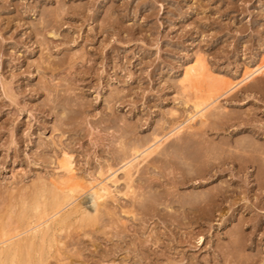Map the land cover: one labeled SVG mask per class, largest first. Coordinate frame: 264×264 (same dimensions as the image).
I'll return each instance as SVG.
<instances>
[{
  "label": "rangeland",
  "instance_id": "1",
  "mask_svg": "<svg viewBox=\"0 0 264 264\" xmlns=\"http://www.w3.org/2000/svg\"><path fill=\"white\" fill-rule=\"evenodd\" d=\"M197 60L196 88L222 87L202 108L210 86L180 82ZM262 64L264 0H0V250L27 237L41 255L22 264H264ZM66 177L111 195L95 213L89 190L55 206Z\"/></svg>",
  "mask_w": 264,
  "mask_h": 264
},
{
  "label": "bare ground",
  "instance_id": "2",
  "mask_svg": "<svg viewBox=\"0 0 264 264\" xmlns=\"http://www.w3.org/2000/svg\"><path fill=\"white\" fill-rule=\"evenodd\" d=\"M198 61V60H197ZM205 65L203 64V62H199L198 61V63H195V65L194 64H192V66L190 65L189 66V68L187 69L186 68V72H185V74H184V79H182L180 82H182V84H183V82H186V83H188V85L189 86H193V85H195V86H193V88H194V91H196L197 90V88H201V87H199V85L200 84H198V87L196 88V84L194 83V82H196V81H201V80H199V79H201V77L204 75V71H205V67H204ZM258 66V65H257ZM263 64H262V66H260V67H257V70L256 71H263L262 70V68H263ZM264 69V68H263ZM247 78V77H246ZM226 82V81H225ZM197 83V82H196ZM218 83V82H217ZM216 83V84H217ZM193 84V85H192ZM219 84V83H218ZM212 85V86H210V85H208V87L210 86V89L208 90V93L207 92H205V93H203V95H199V94H202V93H200L201 91H198V95H196V107L197 108H202V106L204 105L205 106V104H207V102L209 101V98L211 97V95H212V93H214V91H217V94H218V92L220 91V88H222V87H220L219 85ZM220 84H222V83H220ZM186 85V84H185ZM185 85H184V87H185ZM202 85V84H201ZM237 85V84H236ZM225 86V85H224ZM227 86V85H226ZM225 86V87H226ZM230 86V85H229ZM228 86V87H229ZM208 87H206V89L205 88H203V90H202V88H201V90L202 91H204V89H205V91H207V88ZM227 88V87H226ZM183 89V88H182ZM181 89V90H182ZM230 89V88H229ZM200 90V89H199ZM222 90V89H221ZM185 91V90H184ZM216 93V92H215ZM208 94V95H207ZM211 94V95H210ZM204 95H206V96H208V97H205ZM216 96V95H215ZM216 98V97H215ZM123 151V150H122ZM152 155V154H151ZM124 161V160H123ZM71 163L72 162H70V158L69 157H65V159L61 162V167L60 168H62L65 172H67L68 174L69 173H71L72 172V168H71ZM124 164H125V162H123ZM115 170V169H114ZM133 169H132V167L128 164V163H126L125 164V167L121 170V171H123V173H124V178H125V180H126V182H130L131 181V179H132V173H131V171H132ZM109 172V171H108ZM115 172H117V171H114V172H112V176H111V178H109V180L112 182V183H116L117 182V177H116V175L114 174ZM100 174V173H99ZM70 175H72V173L70 174ZM105 177V176H104ZM67 178V177H66ZM68 178H70V177H68ZM68 178H67V180H65V178H64V180H62V178H61V182L60 181H58L59 182V184H57L55 187H54V190L56 191L55 193H54V195H53V197H54V204H55V206H56V204L58 205V207H60L59 206V204H62V206H63V203H64V201L66 200H68L69 201V198H73V197H76V198H78L79 196H80V194L82 195L83 193H81V192H84L85 193V190H89L90 192H91V194H92V196H93V211H94V213L96 212V210L98 209V204L100 203V201H102V200H104L105 198H107V196L108 195H111L110 193H111V190H110V187L107 185V183L105 182V180H104V182L101 180L100 182H97L96 184H94V183H88L87 185H80V184H76L75 182H73V183H75V184H72V183H70L69 181H68ZM106 179H108V178H106ZM58 180V179H57ZM121 180V179H120ZM54 181V180H53ZM76 181V180H75ZM78 182V181H77ZM124 182V181H123ZM41 186V185H40ZM52 195V194H51ZM74 199V198H73ZM49 200V199H48ZM39 201H40V199H39ZM65 201V202H66ZM85 201V200H84ZM49 202V201H48ZM62 202V203H61ZM99 202V203H98ZM35 203V202H34ZM33 203V204H34ZM104 203V202H103ZM101 204V203H100ZM33 206V205H32ZM31 206V207H32ZM55 206H53V207H55ZM30 207V208H31ZM43 207V206H42ZM49 208V207H48ZM39 209V205H35L34 206V211H37ZM44 209H46V208H44ZM43 208H42V212H43V210H44ZM31 210H32V208H31ZM49 210V209H48ZM51 210H54V209H51L50 208V210H49V212H51ZM57 210H59V209H57ZM114 210V209H113ZM55 212H57L56 210H55ZM54 212V213H55ZM60 212V211H59ZM45 213V212H44ZM48 213V212H47ZM41 214V213H40ZM57 214V213H56ZM54 215V214H53ZM45 216V215H44ZM49 216V215H48ZM21 217V216H20ZM61 217V216H60ZM59 217V218H60ZM65 217H66V215H65ZM58 218V217H57ZM58 218V219H59ZM67 218V217H66ZM66 218H60V220H58V219H56V220H58V221H53L54 223H56L57 225L58 224H64V226H65V224L67 223L66 221H67V219ZM23 220V219H22ZM21 218L20 219H18L17 220V222L19 223H22L21 221ZM46 223V222H45ZM14 224V223H13ZM21 225V224H20ZM15 226V225H14ZM47 226V225H46ZM69 227V226H68ZM15 228V227H14ZM44 228V227H43ZM46 228V227H45ZM6 229V228H5ZM70 229V228H69ZM7 230V229H6ZM40 231V230H39ZM15 232V231H14ZM46 232V231H45ZM9 234H10V232H8ZM41 233V232H40ZM8 234V235H9ZM20 234V233H19ZM36 234H34V236H35ZM31 236H32V234H31ZM33 236V237H34ZM37 237V236H36ZM8 239V238H7ZM6 239V240H7ZM54 239V238H53ZM35 241H33V238H27V237H24V238H20V239H18V240H16V241H13L12 243H10L9 245H7V247H3L1 250H0V261L2 262H4V261H8V263L9 264H22L23 262H26L27 260H29V259H31L32 257H34L35 255V253H37V254H39V255H41L40 253V251H41V247L39 246V244H35L34 243ZM53 242H54V240H53ZM53 244V243H52ZM41 245V244H40ZM38 257V256H37ZM40 258V257H39ZM0 262V263H1ZM2 264V263H1ZM31 264V263H30Z\"/></svg>",
  "mask_w": 264,
  "mask_h": 264
}]
</instances>
